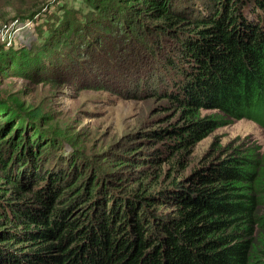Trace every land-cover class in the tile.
<instances>
[{
    "label": "trees",
    "instance_id": "obj_1",
    "mask_svg": "<svg viewBox=\"0 0 264 264\" xmlns=\"http://www.w3.org/2000/svg\"><path fill=\"white\" fill-rule=\"evenodd\" d=\"M93 4L99 17L90 25L91 40L104 45L117 72L126 70L121 64L135 71L147 66L142 85L158 89L155 96L179 113L180 121L165 122L148 138L170 141L163 151L170 153L160 158L176 156L169 168L174 173H166L165 180H137L131 191L117 194L119 188L108 189L104 173L86 174L73 154L57 155L60 167L44 169L40 160L47 153L40 152L56 141H45L38 130L36 138L26 137L36 129L33 117L21 108L0 107L7 120L0 124V264H264V153L258 158L245 149L241 155L201 160L187 175L183 162L189 139L199 136L198 124L209 122L198 117L200 99L264 125V0ZM106 14L114 31L99 28ZM143 18L155 23L137 22ZM125 31L129 43L115 45L100 35L123 38ZM131 44L143 47L142 55L126 58ZM75 47L86 55L90 46ZM178 91L188 102L176 96ZM149 158L160 159L156 150ZM68 168L76 169V177L64 186L70 183Z\"/></svg>",
    "mask_w": 264,
    "mask_h": 264
},
{
    "label": "rangeland",
    "instance_id": "obj_2",
    "mask_svg": "<svg viewBox=\"0 0 264 264\" xmlns=\"http://www.w3.org/2000/svg\"><path fill=\"white\" fill-rule=\"evenodd\" d=\"M98 13L93 0H0V107L21 108L33 117L36 129L32 128L26 137L36 138L38 130L45 141L49 137L56 141L57 146L47 143L40 152V155L43 151L47 153L40 160L44 169L60 167L57 155L67 158L73 154L78 165L87 167L86 174L94 170L104 173L102 176L111 183L108 189L119 188V194L131 191L137 180H165L166 173H174L169 168L176 156L165 161L170 151L163 153L170 141L148 138L153 139L151 131L167 125L165 122L180 120L178 111L167 99L155 96L158 89L144 87L140 82L146 76L147 66L133 63L135 71L121 64L126 70L117 72V62L105 56L104 45L91 40L90 25L99 17ZM99 21V28L114 31L113 18L106 14ZM137 22L146 26L155 23L145 18ZM79 27L82 32L76 36ZM100 35L115 45L123 40L129 43V31L124 32L123 38L110 32ZM86 44L90 46L88 57L77 53L75 47ZM98 45L104 51L99 52ZM91 47L95 54L91 53ZM128 48L124 50L126 58L143 53V47L135 44ZM43 65L46 70L40 69ZM102 66L104 72L100 70ZM166 83L170 86L168 80ZM176 96L184 102L187 98L179 91ZM200 101L198 117L209 122L198 124L202 125L198 128L199 136L189 139L192 144L184 151L185 175L201 160L241 155L245 149H252L260 158L264 153L261 122L214 107L217 104L210 99ZM167 118L170 121H165ZM4 122L7 120L0 116V124ZM155 150L158 158L165 154L161 163L160 159L152 162L149 158ZM175 155L178 157L179 153ZM119 161L126 164L119 166ZM28 167L23 168L25 175ZM62 167L65 170V165ZM66 170L70 183L64 186L71 185L76 177L75 168Z\"/></svg>",
    "mask_w": 264,
    "mask_h": 264
}]
</instances>
